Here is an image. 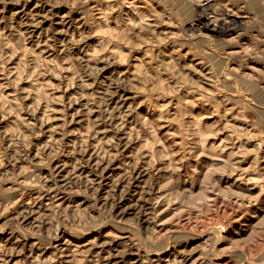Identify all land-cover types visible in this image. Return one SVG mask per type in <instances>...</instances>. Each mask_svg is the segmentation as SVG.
Masks as SVG:
<instances>
[{
	"label": "rangeland",
	"instance_id": "obj_1",
	"mask_svg": "<svg viewBox=\"0 0 264 264\" xmlns=\"http://www.w3.org/2000/svg\"><path fill=\"white\" fill-rule=\"evenodd\" d=\"M0 264H264V0H0Z\"/></svg>",
	"mask_w": 264,
	"mask_h": 264
}]
</instances>
